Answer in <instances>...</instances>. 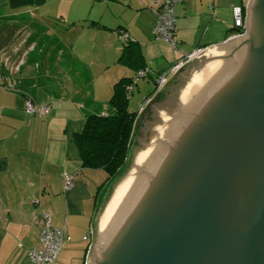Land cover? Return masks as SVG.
Returning <instances> with one entry per match:
<instances>
[{
    "label": "crops",
    "instance_id": "1",
    "mask_svg": "<svg viewBox=\"0 0 264 264\" xmlns=\"http://www.w3.org/2000/svg\"><path fill=\"white\" fill-rule=\"evenodd\" d=\"M249 1L181 0L172 51L154 38L162 0H0V31L15 27L0 45V264H32L44 214L69 239L55 264L86 263L107 174L82 165L75 138L89 115L109 111L114 84L136 75L118 60L120 30L141 46L148 79L168 81L177 62L233 37L234 8ZM28 98L49 113L28 114Z\"/></svg>",
    "mask_w": 264,
    "mask_h": 264
},
{
    "label": "water",
    "instance_id": "2",
    "mask_svg": "<svg viewBox=\"0 0 264 264\" xmlns=\"http://www.w3.org/2000/svg\"><path fill=\"white\" fill-rule=\"evenodd\" d=\"M245 11L141 115L85 264H264V0Z\"/></svg>",
    "mask_w": 264,
    "mask_h": 264
},
{
    "label": "trees",
    "instance_id": "3",
    "mask_svg": "<svg viewBox=\"0 0 264 264\" xmlns=\"http://www.w3.org/2000/svg\"><path fill=\"white\" fill-rule=\"evenodd\" d=\"M241 7L245 16L246 7ZM243 31L240 29L235 33H243ZM14 38L15 27L8 25L0 31V45H6ZM125 43L118 60L134 69L137 74L148 63L136 39L129 35ZM135 76L133 78L124 77L114 84L113 94L109 100V111L105 114L89 115L82 132L78 133L75 138L80 150L82 165L86 168L103 169L107 174L105 183L123 168L127 159L130 140L139 114L131 110L129 99V93L133 91L135 85H131V90L128 86L132 84ZM155 92L156 88L152 93ZM102 187L98 190L97 196Z\"/></svg>",
    "mask_w": 264,
    "mask_h": 264
},
{
    "label": "built area",
    "instance_id": "4",
    "mask_svg": "<svg viewBox=\"0 0 264 264\" xmlns=\"http://www.w3.org/2000/svg\"><path fill=\"white\" fill-rule=\"evenodd\" d=\"M180 1L181 0H162L157 11V21L153 31L156 40L168 42L175 49L177 48L175 6ZM234 27L236 29L235 32L245 28V16L241 6L234 8ZM120 33V38L126 41L129 35L123 30H120ZM241 34L243 33H235L234 36H240ZM186 61L187 59L176 63L170 68V72H175V69L182 67ZM152 74L153 69L149 65L140 69L135 79L132 80V84L128 86V89H132L131 85H135L137 78H147ZM166 80L167 74L156 76V89L160 90ZM49 110L50 108L48 106L35 103L33 98H28L26 101L25 111L28 114L39 112L46 115L49 113ZM70 182V179H68V184ZM68 240L69 239L64 236L62 229L52 226L49 214H44L40 233V245L29 249V256L32 264H54Z\"/></svg>",
    "mask_w": 264,
    "mask_h": 264
},
{
    "label": "rangeland",
    "instance_id": "5",
    "mask_svg": "<svg viewBox=\"0 0 264 264\" xmlns=\"http://www.w3.org/2000/svg\"><path fill=\"white\" fill-rule=\"evenodd\" d=\"M246 17H247V15H246V11H245V20H246ZM243 30H244L243 33H245L246 26H245V28ZM241 36H242V34H241ZM173 49H175V48L172 47V51H174ZM202 52H204V50H196V51H194L193 53L189 54L186 58L182 59L179 62L185 61L187 59V61L185 62V64H186L187 62H189L191 59H193L194 57H196L197 55H199ZM182 67L175 69V72L177 73ZM159 75L162 76L163 73L159 74ZM166 82L167 81L164 82V85L166 84ZM164 85L162 86V88L160 90L156 89V92L152 93L154 91V89L156 88L155 80L151 81V79H148V78H137V81H135V86H134L133 92L129 93L130 108H131V110L136 111L139 114H138V118L136 120L135 127H134V130H133V133H132V137H131V140H130V146H129V149H128V155H127L126 162L128 160V157L130 155V151H131V148H132V144H133V140H134V136H135V132H136V128H137V123H138L141 115L146 110V108L150 105V103L158 96L160 91L163 89ZM126 162H125V164H126ZM111 179L102 187V189H101V191L99 193V196H100L101 192L104 190V188L107 186V184L111 181ZM99 196H98V199H99ZM90 234H91V240H90V243H89L88 253H89V250H90V247H91V244H92V239H93V226H92V230L90 231ZM88 253H87L86 261H87V258H88Z\"/></svg>",
    "mask_w": 264,
    "mask_h": 264
}]
</instances>
